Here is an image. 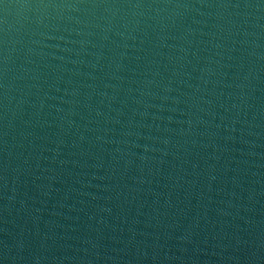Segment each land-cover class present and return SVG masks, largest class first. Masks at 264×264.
<instances>
[{
	"label": "water",
	"instance_id": "water-1",
	"mask_svg": "<svg viewBox=\"0 0 264 264\" xmlns=\"http://www.w3.org/2000/svg\"><path fill=\"white\" fill-rule=\"evenodd\" d=\"M0 264H264V0H0Z\"/></svg>",
	"mask_w": 264,
	"mask_h": 264
}]
</instances>
